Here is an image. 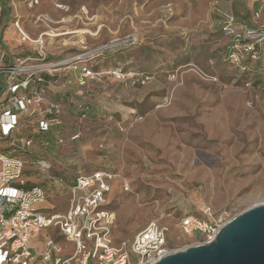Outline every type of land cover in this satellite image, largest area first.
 Masks as SVG:
<instances>
[{"label": "rangeland", "instance_id": "1", "mask_svg": "<svg viewBox=\"0 0 264 264\" xmlns=\"http://www.w3.org/2000/svg\"><path fill=\"white\" fill-rule=\"evenodd\" d=\"M216 3L38 0L31 7L47 15L22 17L48 35L49 61L82 53L99 74L82 88L81 108L54 133L32 136L23 155L50 165L44 173L27 166L31 183L46 182L49 213L68 209L78 172L107 169L116 176L106 207L114 242L130 244L156 222L172 252L202 242L181 232L183 218L229 221L264 203V86L225 61L231 40L213 26Z\"/></svg>", "mask_w": 264, "mask_h": 264}, {"label": "built area", "instance_id": "2", "mask_svg": "<svg viewBox=\"0 0 264 264\" xmlns=\"http://www.w3.org/2000/svg\"><path fill=\"white\" fill-rule=\"evenodd\" d=\"M23 1L28 6L38 4V0ZM221 31L231 40L225 61L239 70L248 71L246 61L255 62L259 54L264 55V26H239L227 17ZM20 34L22 41L33 46L32 53L16 58L12 64L0 61V264L155 263L170 253L165 246L167 228L151 222L135 234L130 244L115 243L112 238L115 217L106 207L116 176L110 170L78 172L68 189V209L61 214L47 211V194L41 186L27 185L28 165L42 173L50 165L44 159L28 164L18 156L29 154L32 146L27 131L18 135L19 128L46 134L63 126L61 106L47 98L41 75L64 68L75 75L78 94L82 95V88L99 74L91 70L82 53L60 62L49 61L44 39L48 35L30 39ZM111 74L124 79L120 69ZM123 187L127 188L126 183ZM227 222L185 217L180 230L184 235L199 234L202 242L198 245L207 244ZM47 230L54 232L46 234L40 249L34 241Z\"/></svg>", "mask_w": 264, "mask_h": 264}, {"label": "crops", "instance_id": "3", "mask_svg": "<svg viewBox=\"0 0 264 264\" xmlns=\"http://www.w3.org/2000/svg\"><path fill=\"white\" fill-rule=\"evenodd\" d=\"M0 2V61L1 63L7 65L12 64L16 58H21L32 53L33 46L27 41H22L21 34L18 29H20L23 34H25L30 39H35L38 34H41V31H38L34 28L36 25L30 27L26 26L22 17L30 16L35 18L46 16L47 14L42 13L39 11L40 9L38 10L36 7L26 6V9H24L23 6H19L18 0H0ZM213 13V26L219 27V30L221 29V26L227 17L233 18L235 23L239 26H246L249 28H258L260 26H264V0H217L216 8L214 9ZM1 46H3L5 50H2ZM57 60L58 59L52 58L51 62H58ZM63 71V69H56L52 74L48 75L45 73L42 74L41 77L45 81L44 86L46 89L47 98L53 102H57L61 106V116L62 121L64 122L67 117H71L72 108H76V106L81 108L82 104L80 103H82L84 98L78 94L79 86L76 83L75 75L68 70H65L66 72ZM249 72H251V76L254 77V85L264 86L263 54L261 55V60L259 62H251L249 64ZM74 97H77V101H74ZM84 105H86V108L89 106L87 104ZM25 131H27L31 137L33 146L34 142L32 136L39 134L34 129L28 130L26 128H19L17 133L20 136L24 134ZM8 151L9 150H5V152ZM23 155L24 154H19L18 156L24 160H29L28 158H24ZM51 156L55 155H50L47 158L49 159ZM27 173L28 172L26 170L25 178L27 180V185L29 187L39 185L45 190L47 194V188H45L46 182L44 181L43 184H33L30 182V177L27 175ZM73 182L74 180L71 182L70 186L73 184ZM47 204L45 208L48 211Z\"/></svg>", "mask_w": 264, "mask_h": 264}, {"label": "water", "instance_id": "4", "mask_svg": "<svg viewBox=\"0 0 264 264\" xmlns=\"http://www.w3.org/2000/svg\"><path fill=\"white\" fill-rule=\"evenodd\" d=\"M153 264H264V203L225 223L212 242L172 251Z\"/></svg>", "mask_w": 264, "mask_h": 264}, {"label": "trees", "instance_id": "5", "mask_svg": "<svg viewBox=\"0 0 264 264\" xmlns=\"http://www.w3.org/2000/svg\"><path fill=\"white\" fill-rule=\"evenodd\" d=\"M220 33L221 34H224L222 31H220ZM229 46H230V43L227 45V47H226V49L224 50V57L225 58H227V56H228V54H229V52H230V49H229ZM261 55L262 54H259V57H258V59L255 61V62H253V63H257V62H259L260 60H261ZM228 63V62H227ZM251 63V61H246V64L244 65L247 69H249V64ZM91 68V67H90ZM249 71V70H248ZM89 110V106L86 108L85 107V110H84V112H87ZM89 117H94L93 115L92 116H89Z\"/></svg>", "mask_w": 264, "mask_h": 264}, {"label": "bare ground", "instance_id": "6", "mask_svg": "<svg viewBox=\"0 0 264 264\" xmlns=\"http://www.w3.org/2000/svg\"><path fill=\"white\" fill-rule=\"evenodd\" d=\"M20 32L23 34V32L20 30ZM25 35V34H24ZM26 36V35H25ZM51 36V35H50ZM51 37H55V36H51Z\"/></svg>", "mask_w": 264, "mask_h": 264}]
</instances>
